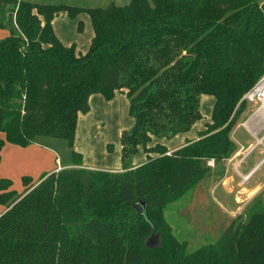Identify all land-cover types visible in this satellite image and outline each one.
Listing matches in <instances>:
<instances>
[{"label":"trees","instance_id":"obj_1","mask_svg":"<svg viewBox=\"0 0 264 264\" xmlns=\"http://www.w3.org/2000/svg\"><path fill=\"white\" fill-rule=\"evenodd\" d=\"M85 10L93 36L83 53L56 38L58 11ZM0 148L63 139L72 166L0 178V264H264V206L232 218L217 240L186 251L163 208L231 156L244 93L264 73V0H129L76 7L0 0ZM79 28V25H77ZM124 91L133 119L120 136L121 170L84 168L73 149L88 98ZM198 138L170 153L161 141L202 119ZM141 146L145 161L130 165ZM157 234L158 244L148 238Z\"/></svg>","mask_w":264,"mask_h":264},{"label":"rangeland","instance_id":"obj_2","mask_svg":"<svg viewBox=\"0 0 264 264\" xmlns=\"http://www.w3.org/2000/svg\"><path fill=\"white\" fill-rule=\"evenodd\" d=\"M128 1L129 0H46V3L94 8L105 7L110 3L124 5ZM51 22V27L53 24V33L60 43L63 45L72 44L76 53H83L86 51L90 39H92L93 36V29L85 10H80L72 15L64 10H60L54 14ZM77 25H79V28H77ZM4 36L5 34L0 36V38H3ZM96 95L102 98V104H99L98 101L93 99L92 102L88 103L90 110L81 115L84 116V120L87 121V123H90V125H87L92 126L87 133L93 137V140H89L85 143L82 137H80L77 141L80 158L82 157V162L86 164H101L99 160L101 156H103V161H105L106 153L113 155V157L115 156L114 153H116L118 158V155L120 154L119 144L121 132L130 129L133 124V119L128 111V99L125 94L116 92V94L109 100L104 99L100 93ZM213 101L214 99L210 94L201 95L199 109L202 114V120L200 119L201 121L199 120L196 125H193V127L203 126L204 122L210 120ZM254 109H256V105L246 102L245 109L242 111L240 117L242 118L250 115ZM192 128H190L187 133H181L171 138H164L161 142L167 147L180 138L185 139L187 137L188 141L194 140V129ZM38 139L48 140L54 145L58 156H62V158L70 156L69 149L63 139L39 136L32 141ZM260 148L261 146H256L248 158L251 160L254 159L255 156H260ZM81 154L83 156H81ZM144 159V151L142 147L139 146L131 158L130 165H135L136 163L139 165L142 162L139 163L135 161H144ZM236 159L237 158H235V160ZM117 160L120 163V158ZM233 162L230 165L229 172L233 174L235 181H240L241 179H239V176L233 168ZM4 163L7 164L8 162L5 161ZM104 163L107 164L106 162ZM18 167L19 165L16 166L15 170ZM212 168L213 167L210 166V169ZM239 169L240 171H243L242 167H239ZM4 170H6V168H2V171ZM263 171L264 166L255 173L247 185H252L255 181L253 179L257 177L263 180ZM11 173V177L13 178L11 179L10 189L18 193L22 189L20 186V180L15 174H13V172ZM208 174L209 173H207L195 186L169 202L163 208L165 221L169 223L171 231L178 241L186 242V251L188 252H191L202 245L215 242L228 222L239 214H242L244 217L245 215H248V212L250 210L252 211L255 207L254 204H256V201H258L257 203L260 207L264 206L263 187L255 194V197L244 200L245 205L231 216L232 211L238 205L235 202L234 191L230 193V191L224 190V187H221L220 185H216V187L212 189L215 182H210L211 175L208 177ZM155 243H157L156 234L153 233L148 238V244L153 245Z\"/></svg>","mask_w":264,"mask_h":264},{"label":"crops","instance_id":"obj_3","mask_svg":"<svg viewBox=\"0 0 264 264\" xmlns=\"http://www.w3.org/2000/svg\"><path fill=\"white\" fill-rule=\"evenodd\" d=\"M38 1L46 2V0ZM4 34L5 36L7 35L6 29L1 28L0 36ZM116 92L125 94L124 91L117 90ZM96 94L99 93H94L89 96L88 103L92 102V100L94 99L98 101L99 104H102V98H100ZM89 110L90 106L88 107V110L86 112H88ZM84 113H79L76 119L72 146L73 149H75V151L77 152L79 151L77 141L80 137H82L85 143H87L89 140H93V137L87 133L92 126H88L87 124L90 125V123H87V121L84 120V116H81ZM197 122H195L194 124L196 125ZM204 123L203 126H192L193 128L191 127L192 129H194V140L198 138L199 131L204 129ZM231 138L235 143L234 153L219 164H215L212 159L207 161L208 165L213 167L209 170V174L207 176L209 177L211 175L210 182H215V185L212 189H214L216 185H220L221 187H224V190L230 191V193L234 191L235 202L238 205L231 213V216H233L235 212H237L245 205L244 200L255 197V194L264 187V179L261 180V178L258 177L253 179L255 181L252 183V185H247L249 180L252 179L255 173L262 166H264V107L258 110H254L248 116L242 118L240 117L231 130ZM187 141V137L185 139L180 138L175 140L172 144H170V146H167V153H170L174 149L178 148V146L180 147L184 145ZM256 146H261L259 150L261 155L255 156L254 159L250 160L248 157L252 154ZM120 147L121 145L119 144V149ZM57 154L58 153L54 145H52L48 140H34L25 146H18L4 141L3 145L0 148V178H7L11 182V179L13 178L11 177V172H13V174H15L17 178H19L20 186L21 188H23L21 181V178L23 176L28 177L30 183H36L40 175L43 173L56 171L60 168L72 166L73 161L70 156H65L64 158H62V156H58ZM114 155L115 156L113 157V155H109L106 153L105 161H103V156H101L99 160L101 164L83 163L81 157L80 166L84 168H102L106 170L119 171L122 168L121 160H119L120 163L117 160L120 158V154L118 155V158L116 156V153H114ZM81 156L83 155L81 154ZM235 158L237 159L235 160ZM5 161H7L8 163L5 164ZM144 161L137 160L135 162L141 163ZM104 162H106L107 164H105ZM232 162L236 174L239 176V179H241L240 181H235V177L232 173L229 172ZM137 164L138 163H136L135 165L133 164L132 166H137ZM17 165H19V167L15 170ZM239 167H242L243 171H240ZM2 168H6V170L2 171ZM262 178H264V171L262 173ZM4 210L5 206H3L2 204L0 206V213Z\"/></svg>","mask_w":264,"mask_h":264},{"label":"built area","instance_id":"obj_4","mask_svg":"<svg viewBox=\"0 0 264 264\" xmlns=\"http://www.w3.org/2000/svg\"><path fill=\"white\" fill-rule=\"evenodd\" d=\"M242 100L256 105V109L254 110L264 107V73L257 79L253 86L244 93Z\"/></svg>","mask_w":264,"mask_h":264},{"label":"water","instance_id":"obj_5","mask_svg":"<svg viewBox=\"0 0 264 264\" xmlns=\"http://www.w3.org/2000/svg\"><path fill=\"white\" fill-rule=\"evenodd\" d=\"M156 240H157V243H155V244H153V245H156V244H158V239H157V234H156ZM150 246H153V245H151V244H149Z\"/></svg>","mask_w":264,"mask_h":264}]
</instances>
